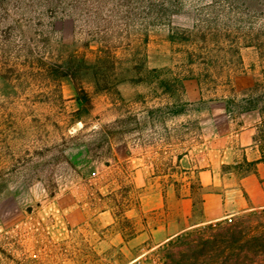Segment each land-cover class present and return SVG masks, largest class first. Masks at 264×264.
I'll use <instances>...</instances> for the list:
<instances>
[{"label": "rangeland", "instance_id": "1", "mask_svg": "<svg viewBox=\"0 0 264 264\" xmlns=\"http://www.w3.org/2000/svg\"><path fill=\"white\" fill-rule=\"evenodd\" d=\"M107 56L121 78L143 65L183 89L126 80L117 94L62 76L70 58ZM252 141L264 150V0H0V264H127L107 240L131 234L124 213L139 194L157 189L165 210L173 190L197 203L212 142ZM67 194L85 211L79 225ZM201 228L132 264H165L168 252L178 263L181 245L218 232Z\"/></svg>", "mask_w": 264, "mask_h": 264}, {"label": "crops", "instance_id": "2", "mask_svg": "<svg viewBox=\"0 0 264 264\" xmlns=\"http://www.w3.org/2000/svg\"><path fill=\"white\" fill-rule=\"evenodd\" d=\"M132 153L133 149L127 159L133 160ZM140 156L136 159L140 160ZM187 157L185 154L180 161ZM207 157L211 162L198 171L199 202H194L191 191L178 195L173 190L166 198L165 210L162 193L151 189L139 194L137 203L125 211L131 234L114 232L107 241L111 243L109 247L119 246L129 252L127 264L188 231L264 209V150L260 142H212ZM242 162L250 163L253 169L245 173L222 170V164L236 166ZM135 173V179L145 178L142 168L138 167ZM62 200L68 202L63 209L69 223L75 226L86 220L75 196L67 194ZM97 219L103 221L105 228L115 225L111 211H102Z\"/></svg>", "mask_w": 264, "mask_h": 264}, {"label": "trees", "instance_id": "3", "mask_svg": "<svg viewBox=\"0 0 264 264\" xmlns=\"http://www.w3.org/2000/svg\"><path fill=\"white\" fill-rule=\"evenodd\" d=\"M61 68L63 77L87 78L93 82L95 89L99 92L119 94L117 86L126 80L135 83L157 81L163 93L171 96L177 93V87L183 89L179 78H172V80L161 78L158 70H148L143 65L133 66L132 71L135 73L133 76L121 78L116 61L109 56L99 58L94 62L70 58ZM176 105L183 106L180 103ZM99 196L101 197L100 194ZM213 229L218 230L217 234L200 240L197 245L193 247H189L188 244L187 247L181 245L180 247L184 248L178 251L180 259L176 264H188L189 258L195 260L192 264H264V209L206 225L200 229V232ZM182 237L180 235L175 240H171L165 247H169L175 241H180ZM190 250H192L191 256L185 255V252ZM175 254L168 252L166 259L175 262ZM167 260L165 264H168Z\"/></svg>", "mask_w": 264, "mask_h": 264}]
</instances>
